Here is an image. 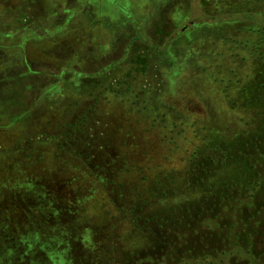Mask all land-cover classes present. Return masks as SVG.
<instances>
[{
	"label": "rangeland",
	"instance_id": "1",
	"mask_svg": "<svg viewBox=\"0 0 264 264\" xmlns=\"http://www.w3.org/2000/svg\"><path fill=\"white\" fill-rule=\"evenodd\" d=\"M263 25L264 0H0V264H264Z\"/></svg>",
	"mask_w": 264,
	"mask_h": 264
},
{
	"label": "flooded vegetation",
	"instance_id": "2",
	"mask_svg": "<svg viewBox=\"0 0 264 264\" xmlns=\"http://www.w3.org/2000/svg\"><path fill=\"white\" fill-rule=\"evenodd\" d=\"M141 36V35H140ZM140 36H137V37H139L138 39H135V37L133 38V40H140L141 39V37ZM132 45L135 47V48H137V46L138 45H136V44H133V42H132ZM129 48V47H128ZM114 68H115V65H114ZM113 69V68H112ZM103 74L104 73H106V74H109V72H110V67H105V68H103ZM143 71V70H142ZM91 78H92V76H90ZM86 77L85 76H83V79H81V81H83V82H85V83H87V84H92L93 86L92 87H100L101 86V88L102 89H104V87L105 88H111V84H112V82H110V81H106L107 79H105V81L103 82V85H102V81H100L99 80V78H92V80H90V81H85L86 79H85ZM109 83V85H104V83ZM81 87V86H80ZM109 91V90H108ZM17 191V190H16ZM48 203H47V201H46V204H47V207H48V209H50V208H52V209H55V210H57L58 208H56L55 207V205H53V204H56L57 202H52L51 201V198H52V200H54V199H57V198H54V197H51L50 198V192L48 193ZM59 199H63V197L62 196H60L59 197ZM64 200V199H63ZM51 210V209H50ZM51 212V211H50ZM49 212V213H50ZM57 212H59V210H57ZM52 213V212H51ZM53 215V214H52Z\"/></svg>",
	"mask_w": 264,
	"mask_h": 264
},
{
	"label": "trees",
	"instance_id": "3",
	"mask_svg": "<svg viewBox=\"0 0 264 264\" xmlns=\"http://www.w3.org/2000/svg\"><path fill=\"white\" fill-rule=\"evenodd\" d=\"M264 26V25H263ZM139 37H135V39H138ZM137 51H138V56H137V58L135 59V61H137V62H140L143 66H142V70H144L143 69V67H144V64H145V59H144V57L140 54V49H137ZM86 80L87 81H90V80H92V78L91 77H86ZM85 80V81H86Z\"/></svg>",
	"mask_w": 264,
	"mask_h": 264
}]
</instances>
